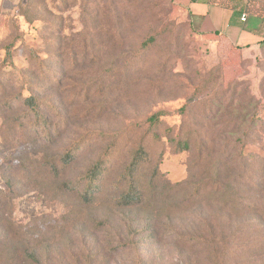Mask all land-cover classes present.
I'll return each mask as SVG.
<instances>
[{
    "label": "rangeland",
    "instance_id": "1",
    "mask_svg": "<svg viewBox=\"0 0 264 264\" xmlns=\"http://www.w3.org/2000/svg\"><path fill=\"white\" fill-rule=\"evenodd\" d=\"M119 1L112 15L107 0L86 12L85 0H0V188L11 183L13 194L0 215L11 212L37 245L38 264H212L201 236L218 239L223 264H264V60L199 35L173 0ZM30 91L44 101L51 139L21 100ZM174 138L191 150L176 152ZM139 143L145 197L124 207L119 178ZM106 150L101 187L85 204L82 184H66ZM201 178L219 185L197 205L189 194Z\"/></svg>",
    "mask_w": 264,
    "mask_h": 264
},
{
    "label": "trees",
    "instance_id": "2",
    "mask_svg": "<svg viewBox=\"0 0 264 264\" xmlns=\"http://www.w3.org/2000/svg\"><path fill=\"white\" fill-rule=\"evenodd\" d=\"M96 0H85L84 8L86 12L89 9H92L96 5ZM119 0H107V4L105 6V13H112V15L118 14L119 12ZM155 36H149L145 38L139 45L137 49L138 54L145 53L154 43ZM12 44H9L6 48V57L8 58L9 64L12 65L11 61V48ZM70 53V51H69ZM133 53V52H132ZM23 104L27 107L28 113H30L42 126V132L45 133L48 137V139H51V130L50 128H47V122L45 114L42 111V106L44 105V101L41 100L38 95L34 91L28 92L27 95L22 96L21 98ZM163 112H156L152 115H150L147 118V121H150V123H155L159 120V117L161 116ZM85 138H80V140H77L74 142L69 148H67L64 152V154L61 157V163L63 166H68L71 163L74 162V160L77 157V154L79 153L80 149L84 146ZM172 144L174 146V150L178 153L180 152H189L191 150V144L188 140H181L174 138L172 140ZM208 148L205 145H201L198 147L195 151L196 159L201 160L203 159V156L207 155ZM222 155V154H221ZM109 152L106 150L104 153L99 155L96 160H94L91 165L86 169V171L83 173L81 177H79L77 180L70 181L66 184L67 188L70 189L76 188V183H81L82 186L79 190V194L81 196V199L83 203L90 204L96 195V192L101 187V181L104 175L105 167L107 165V162L109 160ZM148 157L147 149L143 143H139L138 147L132 152L131 157L127 165L124 167L119 180L125 182L126 189L125 191L117 198L118 203H120L121 206L124 207H132L136 206L142 203L144 200V193L139 188L138 185V179H137V172L140 168V164L143 160H145ZM230 158V156L225 157H214L213 162L214 166L217 165L218 167H223L224 164L227 163V159ZM205 159V158H204ZM212 165V164H211ZM213 166V165H212ZM51 168L54 174L57 175V168L55 165L51 164ZM220 169H214L213 172L217 171L219 172ZM202 178L197 182L193 183L194 189L189 194L190 197L196 198L197 205L202 204L205 202L204 196H205V190L213 184L214 186L217 184L219 185V180L212 179L210 180L211 183L208 184L205 181H201ZM178 184V183H177ZM176 184V185H177ZM8 186V191L3 190L0 188V201L8 200L9 195L12 194L11 190V183L6 184ZM71 185V186H70ZM212 185V186H213ZM218 188V186H217ZM217 190V189H216ZM218 193V190L215 192V194ZM223 196L222 199H225L224 205L227 207L228 200L226 202V197L221 193L219 196ZM11 197L9 196V199ZM220 198V197H219ZM240 205V204H239ZM21 225H16L14 222L11 212L7 214L0 215V237L4 236L3 241H7V247H9V251H7V257H6V264H38V255H37V245L32 244L31 241L26 240V237L23 233L25 231H22ZM222 234L220 233L219 236ZM200 242H197L201 246L205 247L208 251L209 259L212 264H223V255H224V249L220 251V255H217V246H218V239L214 236H201L198 238Z\"/></svg>",
    "mask_w": 264,
    "mask_h": 264
},
{
    "label": "crops",
    "instance_id": "3",
    "mask_svg": "<svg viewBox=\"0 0 264 264\" xmlns=\"http://www.w3.org/2000/svg\"><path fill=\"white\" fill-rule=\"evenodd\" d=\"M173 1L199 35L224 42L253 62L264 60V0Z\"/></svg>",
    "mask_w": 264,
    "mask_h": 264
},
{
    "label": "built area",
    "instance_id": "4",
    "mask_svg": "<svg viewBox=\"0 0 264 264\" xmlns=\"http://www.w3.org/2000/svg\"><path fill=\"white\" fill-rule=\"evenodd\" d=\"M245 18V15L244 14H242V17H241V19L243 20Z\"/></svg>",
    "mask_w": 264,
    "mask_h": 264
}]
</instances>
